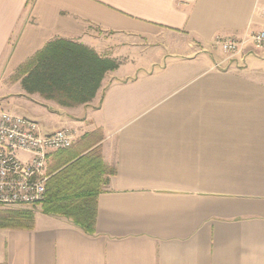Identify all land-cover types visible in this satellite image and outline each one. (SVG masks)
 Segmentation results:
<instances>
[{
	"label": "crops",
	"instance_id": "0c3cea01",
	"mask_svg": "<svg viewBox=\"0 0 264 264\" xmlns=\"http://www.w3.org/2000/svg\"><path fill=\"white\" fill-rule=\"evenodd\" d=\"M262 30L264 0H0V112L100 131L113 171L93 235L38 210L0 229V264H264V52L215 46ZM54 39L117 64L87 104L16 77Z\"/></svg>",
	"mask_w": 264,
	"mask_h": 264
},
{
	"label": "trees",
	"instance_id": "16d2710c",
	"mask_svg": "<svg viewBox=\"0 0 264 264\" xmlns=\"http://www.w3.org/2000/svg\"><path fill=\"white\" fill-rule=\"evenodd\" d=\"M117 64L74 42L54 39L17 71L27 94H38L63 107L87 104L100 88L105 74ZM102 134H85L74 147L55 154L48 168L43 214L70 219L85 234L93 235L96 200L113 174L103 163ZM31 210H0V229L30 230Z\"/></svg>",
	"mask_w": 264,
	"mask_h": 264
},
{
	"label": "built area",
	"instance_id": "2783aa9c",
	"mask_svg": "<svg viewBox=\"0 0 264 264\" xmlns=\"http://www.w3.org/2000/svg\"><path fill=\"white\" fill-rule=\"evenodd\" d=\"M215 46L226 60L244 61L264 52V30L241 38H217ZM76 138L72 130L45 134L34 120L0 112V208L40 205L45 200L49 158L71 148Z\"/></svg>",
	"mask_w": 264,
	"mask_h": 264
},
{
	"label": "rangeland",
	"instance_id": "374dc122",
	"mask_svg": "<svg viewBox=\"0 0 264 264\" xmlns=\"http://www.w3.org/2000/svg\"><path fill=\"white\" fill-rule=\"evenodd\" d=\"M17 77V75H16ZM82 136H80L74 145H76L77 143H79V140ZM0 210L4 211V210H31L33 213H36L38 212V210H40V207L35 205V206H28V207H16V208H9V209H3V208H0Z\"/></svg>",
	"mask_w": 264,
	"mask_h": 264
}]
</instances>
